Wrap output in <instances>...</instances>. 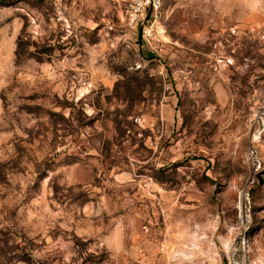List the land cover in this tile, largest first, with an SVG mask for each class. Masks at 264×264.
<instances>
[{"label": "rangeland", "instance_id": "rangeland-1", "mask_svg": "<svg viewBox=\"0 0 264 264\" xmlns=\"http://www.w3.org/2000/svg\"><path fill=\"white\" fill-rule=\"evenodd\" d=\"M130 1L0 0V264H264V0Z\"/></svg>", "mask_w": 264, "mask_h": 264}, {"label": "built area", "instance_id": "built-area-1", "mask_svg": "<svg viewBox=\"0 0 264 264\" xmlns=\"http://www.w3.org/2000/svg\"><path fill=\"white\" fill-rule=\"evenodd\" d=\"M163 17V0H131L127 7L129 25L136 29L142 28V35L145 38L156 35L154 26Z\"/></svg>", "mask_w": 264, "mask_h": 264}, {"label": "trees", "instance_id": "trees-1", "mask_svg": "<svg viewBox=\"0 0 264 264\" xmlns=\"http://www.w3.org/2000/svg\"><path fill=\"white\" fill-rule=\"evenodd\" d=\"M22 37H19L18 38V42H17V51L20 50L22 48Z\"/></svg>", "mask_w": 264, "mask_h": 264}, {"label": "water", "instance_id": "water-1", "mask_svg": "<svg viewBox=\"0 0 264 264\" xmlns=\"http://www.w3.org/2000/svg\"><path fill=\"white\" fill-rule=\"evenodd\" d=\"M259 179H260V184L263 183L262 177L259 175Z\"/></svg>", "mask_w": 264, "mask_h": 264}]
</instances>
